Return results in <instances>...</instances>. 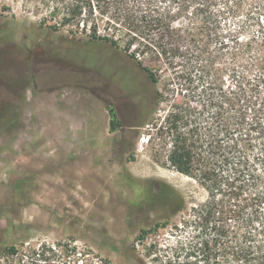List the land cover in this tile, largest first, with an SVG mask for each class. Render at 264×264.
Segmentation results:
<instances>
[{"label": "rangeland", "instance_id": "obj_1", "mask_svg": "<svg viewBox=\"0 0 264 264\" xmlns=\"http://www.w3.org/2000/svg\"><path fill=\"white\" fill-rule=\"evenodd\" d=\"M232 1L234 13L219 31L229 39L227 31L241 28L248 45L236 50L229 42L208 59L225 91L239 74L264 71L254 62L264 57V0ZM92 21L82 15L78 25H62L50 10L0 0V250L59 242L75 248H61L67 264H168L180 236L188 246L187 232L175 226L206 196L196 180L165 164L170 140L158 128L166 125L168 103L150 111L153 87L138 61L158 73L156 88L166 96L171 71L148 54L133 58L138 48L125 51L124 29L114 32L98 20L100 35L118 47L94 40ZM111 64L138 74L140 103L147 107L136 126L112 133L103 102ZM67 107L71 115L61 111ZM233 113L230 106L232 121ZM46 114L62 134L70 121L84 144H49L46 138L56 136L45 132ZM133 119L126 115L127 124ZM55 155L73 160L54 161ZM173 190L185 201L176 215Z\"/></svg>", "mask_w": 264, "mask_h": 264}, {"label": "trees", "instance_id": "obj_2", "mask_svg": "<svg viewBox=\"0 0 264 264\" xmlns=\"http://www.w3.org/2000/svg\"><path fill=\"white\" fill-rule=\"evenodd\" d=\"M24 2L50 10L62 25H78L82 15L97 19L90 26L92 38L116 48V39L100 35L98 20L114 32L124 29L125 51L138 48V55L148 54L171 71L166 96L156 88L158 73L138 61L153 87L150 111L161 100L168 103L166 125L158 128V134L170 140L165 164L196 180L206 196L175 226L187 232L188 246L180 236L168 264H264V71L253 78L239 74L233 89L225 91L210 62L229 42L236 50L248 45L241 28L227 31L229 39L219 31L221 20L234 13L233 1ZM254 62L264 66V57ZM171 198L176 215L185 201L174 190ZM61 248L75 251L59 242L21 249L8 245L0 250V264H67ZM183 253L187 259L180 261Z\"/></svg>", "mask_w": 264, "mask_h": 264}, {"label": "flooded vegetation", "instance_id": "obj_3", "mask_svg": "<svg viewBox=\"0 0 264 264\" xmlns=\"http://www.w3.org/2000/svg\"><path fill=\"white\" fill-rule=\"evenodd\" d=\"M104 71L106 75L103 83V102L109 115V125L112 121L114 131H121L128 126H136L138 119L147 109L140 103L138 74L130 73L126 69L114 68L112 64ZM141 101H145V98L141 97ZM126 115H132L134 118L128 124Z\"/></svg>", "mask_w": 264, "mask_h": 264}, {"label": "crops", "instance_id": "obj_4", "mask_svg": "<svg viewBox=\"0 0 264 264\" xmlns=\"http://www.w3.org/2000/svg\"><path fill=\"white\" fill-rule=\"evenodd\" d=\"M63 112V114H68L71 115V109L69 107H67L66 109H62L61 110ZM49 112L47 111V114ZM46 114V119L49 120L48 124L45 123V132L46 134H54L56 137L55 138H46V140L48 139L49 144L51 145H56V146H75V145H83L84 144V138L80 136L79 133H73L74 130L76 131V129H74V127L71 126V122L70 121H66L64 122L67 126H64L63 130H64V134L60 133V130L56 124V122H53L50 120V118L47 116ZM49 115V114H48ZM51 115V114H50ZM84 129V128H83ZM85 132L88 133V128L85 129ZM88 138L86 137V140ZM66 155H55V159L54 161H57L58 158L60 159H64L65 161H71L73 160L72 155H69V157H65ZM48 157H46L47 159ZM50 159V158H49ZM53 160V159H52ZM51 161V159H50Z\"/></svg>", "mask_w": 264, "mask_h": 264}, {"label": "water", "instance_id": "obj_5", "mask_svg": "<svg viewBox=\"0 0 264 264\" xmlns=\"http://www.w3.org/2000/svg\"><path fill=\"white\" fill-rule=\"evenodd\" d=\"M114 130H115V128L113 127L112 121H111L110 125H109V132H113Z\"/></svg>", "mask_w": 264, "mask_h": 264}, {"label": "built area", "instance_id": "obj_6", "mask_svg": "<svg viewBox=\"0 0 264 264\" xmlns=\"http://www.w3.org/2000/svg\"><path fill=\"white\" fill-rule=\"evenodd\" d=\"M136 55V58H138V59H140L141 58V56L140 55H138V54H135Z\"/></svg>", "mask_w": 264, "mask_h": 264}]
</instances>
